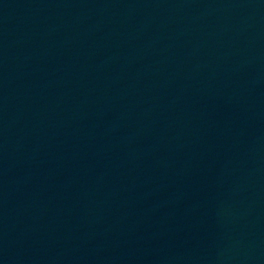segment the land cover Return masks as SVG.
<instances>
[{"label": "water", "instance_id": "95a60500", "mask_svg": "<svg viewBox=\"0 0 264 264\" xmlns=\"http://www.w3.org/2000/svg\"><path fill=\"white\" fill-rule=\"evenodd\" d=\"M0 264H264V0H0Z\"/></svg>", "mask_w": 264, "mask_h": 264}]
</instances>
